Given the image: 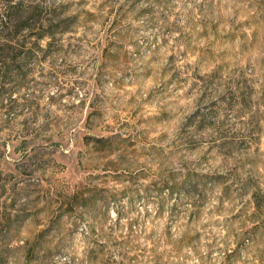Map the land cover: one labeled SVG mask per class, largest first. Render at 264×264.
Returning a JSON list of instances; mask_svg holds the SVG:
<instances>
[{"label": "rangeland", "instance_id": "374dc122", "mask_svg": "<svg viewBox=\"0 0 264 264\" xmlns=\"http://www.w3.org/2000/svg\"><path fill=\"white\" fill-rule=\"evenodd\" d=\"M0 264H264V0H0Z\"/></svg>", "mask_w": 264, "mask_h": 264}]
</instances>
